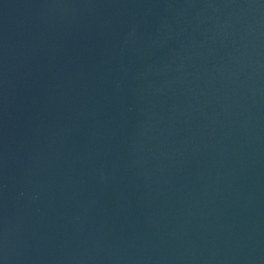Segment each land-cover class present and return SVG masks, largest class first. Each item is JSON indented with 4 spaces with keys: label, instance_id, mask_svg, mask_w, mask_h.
Wrapping results in <instances>:
<instances>
[{
    "label": "water",
    "instance_id": "obj_1",
    "mask_svg": "<svg viewBox=\"0 0 264 264\" xmlns=\"http://www.w3.org/2000/svg\"><path fill=\"white\" fill-rule=\"evenodd\" d=\"M0 264H264V0H0Z\"/></svg>",
    "mask_w": 264,
    "mask_h": 264
}]
</instances>
